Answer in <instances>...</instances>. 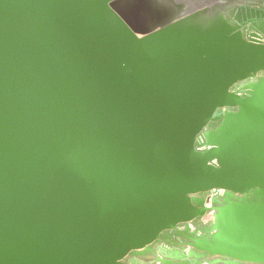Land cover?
Returning <instances> with one entry per match:
<instances>
[{"label":"water","instance_id":"obj_1","mask_svg":"<svg viewBox=\"0 0 264 264\" xmlns=\"http://www.w3.org/2000/svg\"><path fill=\"white\" fill-rule=\"evenodd\" d=\"M246 1L0 0V264H128L212 188L211 221L175 232L193 250L158 264H264V41L241 28L264 35V9Z\"/></svg>","mask_w":264,"mask_h":264},{"label":"built area","instance_id":"obj_2","mask_svg":"<svg viewBox=\"0 0 264 264\" xmlns=\"http://www.w3.org/2000/svg\"><path fill=\"white\" fill-rule=\"evenodd\" d=\"M243 32L246 34L247 37H252V38L264 41V35L257 30H252L246 27ZM198 141L199 143L202 144L199 146V149L208 148V146L204 144V137L202 135H199ZM206 193L207 194L205 196V205L206 207H208L207 212L200 218L198 223L194 221L183 222L177 225V229L183 230V229L189 228L191 231H195L199 227V225L206 224L210 221L212 214H213L212 200L217 196H221L224 193V190L220 188H212L208 190ZM172 230L173 229H171L170 231ZM167 247L179 249L185 255H188L193 250L191 245L187 243L183 244L181 242H177L176 244H173V245H167ZM163 257H165L164 252L162 251V249H159L155 260L149 261V262L142 261V264H145V263L146 264H158L161 262V259ZM199 264H212V263L207 260H201Z\"/></svg>","mask_w":264,"mask_h":264},{"label":"flooded vegetation","instance_id":"obj_3","mask_svg":"<svg viewBox=\"0 0 264 264\" xmlns=\"http://www.w3.org/2000/svg\"><path fill=\"white\" fill-rule=\"evenodd\" d=\"M244 5L249 6L251 8H254V9H264V0H248V1L244 2ZM246 27H248L249 29H252V30H256L253 27V25H252L251 22H245L244 24H242V27L241 28L244 31V29ZM244 84H245V82L239 83V84L236 85V90L240 94H243L244 93V90L242 88ZM206 194L207 193H204L203 194L204 201H205ZM213 213H214V210H213ZM212 217H213V214H212ZM212 217H211V219H212ZM211 219H210V221H211ZM208 223L201 224V225H199V227H203V226L207 225ZM184 230L185 229L179 230V229L176 228V229H173L172 231H169L166 234L165 238H163L164 240H160V241H158V242H156L155 244L152 245L151 250L149 252H141V253H138L137 255H130V256H128L126 258L125 261L128 264H130L133 260H135L138 264H142V261H145V262L153 261V260L156 259L157 253H158V250L159 249H162V251L164 252V255H166V252H167L168 249H176V248H170V247L168 248L167 245H173V244H176L177 242H181L183 244H186L184 242V239L182 237H179L177 234H175L176 231H184ZM176 250H179V249H176ZM201 260H204V259H201Z\"/></svg>","mask_w":264,"mask_h":264}]
</instances>
